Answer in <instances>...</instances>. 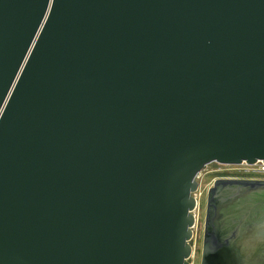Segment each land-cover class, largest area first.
Here are the masks:
<instances>
[{
	"label": "water",
	"instance_id": "obj_1",
	"mask_svg": "<svg viewBox=\"0 0 264 264\" xmlns=\"http://www.w3.org/2000/svg\"><path fill=\"white\" fill-rule=\"evenodd\" d=\"M211 163L264 166V0H0V264H191ZM261 191L214 181L200 264L264 263Z\"/></svg>",
	"mask_w": 264,
	"mask_h": 264
},
{
	"label": "rangeland",
	"instance_id": "obj_2",
	"mask_svg": "<svg viewBox=\"0 0 264 264\" xmlns=\"http://www.w3.org/2000/svg\"><path fill=\"white\" fill-rule=\"evenodd\" d=\"M227 176H245L256 179H264V167L262 164L256 165H222L218 163H211L198 176V191L195 194L197 200V208L194 212L196 221L193 228L192 249L193 255L190 260L191 264H200L204 218L206 209L207 191L212 187V184L220 174ZM255 180V179H253Z\"/></svg>",
	"mask_w": 264,
	"mask_h": 264
},
{
	"label": "flooded vegetation",
	"instance_id": "obj_3",
	"mask_svg": "<svg viewBox=\"0 0 264 264\" xmlns=\"http://www.w3.org/2000/svg\"><path fill=\"white\" fill-rule=\"evenodd\" d=\"M226 175L220 174V176L217 177V180L219 179H232V180H252V181H260L264 182V179H256L253 177H245V176H227V173H224ZM255 179V180H253ZM216 181V180H215ZM214 183V182H213ZM264 193V191H261ZM263 216L260 218L261 221L258 222V225L253 229V231H248V235H252L255 239H257L256 247L253 248L254 253H261L264 254V209L262 210ZM263 219V220H262ZM254 227V226H252ZM253 247V246H252ZM259 264V263H255ZM264 264V263H261Z\"/></svg>",
	"mask_w": 264,
	"mask_h": 264
},
{
	"label": "built area",
	"instance_id": "obj_4",
	"mask_svg": "<svg viewBox=\"0 0 264 264\" xmlns=\"http://www.w3.org/2000/svg\"><path fill=\"white\" fill-rule=\"evenodd\" d=\"M264 167V166H263ZM198 179V178H197Z\"/></svg>",
	"mask_w": 264,
	"mask_h": 264
}]
</instances>
